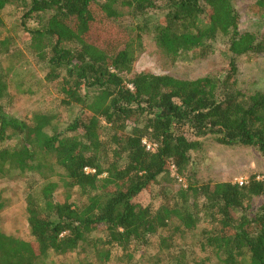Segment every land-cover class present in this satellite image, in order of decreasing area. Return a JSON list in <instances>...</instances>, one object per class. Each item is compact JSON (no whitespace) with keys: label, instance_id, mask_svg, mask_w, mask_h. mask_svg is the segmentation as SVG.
<instances>
[{"label":"trees","instance_id":"obj_1","mask_svg":"<svg viewBox=\"0 0 264 264\" xmlns=\"http://www.w3.org/2000/svg\"><path fill=\"white\" fill-rule=\"evenodd\" d=\"M238 1L0 0V31L8 8L21 12L58 108L74 114L63 122L56 113L25 120L7 111L11 71L0 39V186L41 178L25 197L31 239L0 230V264L74 253L78 264H180V256L151 255L153 240L165 254L198 229L201 252L222 264H264V181L207 182L193 160L210 138L264 159V92L248 94L239 82L242 62L264 55V32L242 30ZM254 5L264 19V0ZM154 16V27L138 24L133 38L129 23ZM145 34L166 67L189 53L212 56L225 39L228 70L193 80L134 73ZM75 192L82 202L72 201Z\"/></svg>","mask_w":264,"mask_h":264},{"label":"rangeland","instance_id":"obj_2","mask_svg":"<svg viewBox=\"0 0 264 264\" xmlns=\"http://www.w3.org/2000/svg\"><path fill=\"white\" fill-rule=\"evenodd\" d=\"M257 0H240L237 8L241 14L243 31L253 33L264 32V19H262L254 7ZM4 27L0 31V39L6 40L7 45L2 55L6 68L10 75V99L7 102V111L17 118L29 120L36 113H56L61 121H68L74 114L65 109H59L60 95L58 88L45 81L46 71L40 64L30 48V36L25 31L22 23V14L13 8H8L3 14ZM158 17H150L147 20L131 21L130 32L133 38H137L138 24H148L150 28ZM137 59L134 64V73H152L157 75H170L178 79L193 80L211 74H222L228 70L229 55L225 39H219L214 55L200 58L199 53L184 55L177 63L166 67L162 63V56L151 36L145 34L138 43ZM240 87L248 94L258 91L264 92V55L250 60H244L240 66ZM193 160L200 171L201 177L212 183L220 182H247L252 176L264 180V159L253 148L227 147L219 144L215 139H206L203 150L193 154ZM174 175V174H173ZM41 178H18L1 184L4 191L6 208L0 212V230L10 236L23 240H30L28 227V215L25 206V197L32 192L37 180ZM180 182V185L184 182ZM179 188V185L178 187ZM56 198L64 202L66 194L58 191ZM73 202H82L75 192ZM140 202L147 206L153 203L150 193L140 197ZM261 201L256 202L259 206ZM204 227V225H202ZM172 232V231H171ZM170 232V235H171ZM166 233V235H168ZM185 236V237H183ZM178 236L175 245L169 253H159L157 250L158 239L153 240L155 248L150 249L151 255L159 259L168 260L171 255L180 256V264H222L215 256H209L200 250V229ZM82 256L76 253L65 256L51 255L37 264H78ZM151 261V258H143L132 264H159ZM84 264V263H81ZM109 264H126L118 258H114ZM174 264H177L174 262Z\"/></svg>","mask_w":264,"mask_h":264},{"label":"built area","instance_id":"obj_3","mask_svg":"<svg viewBox=\"0 0 264 264\" xmlns=\"http://www.w3.org/2000/svg\"><path fill=\"white\" fill-rule=\"evenodd\" d=\"M144 143H145V145L148 146V149L149 150H154L156 148L155 146H152V145L148 144L147 141H144ZM172 172H173L174 175H176V169H175V167H172ZM258 180H260V179H258ZM180 181L181 182H184L182 179H180ZM262 181H264V180H262ZM245 183H247V182H240L239 184L243 185Z\"/></svg>","mask_w":264,"mask_h":264}]
</instances>
